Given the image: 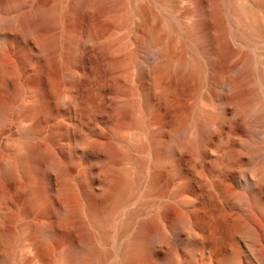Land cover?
Segmentation results:
<instances>
[{
	"label": "rangeland",
	"instance_id": "rangeland-1",
	"mask_svg": "<svg viewBox=\"0 0 264 264\" xmlns=\"http://www.w3.org/2000/svg\"><path fill=\"white\" fill-rule=\"evenodd\" d=\"M82 1L0 0V199L7 202L0 264H67L62 250L86 238L111 252L104 264H116L120 247L150 219L158 236L144 247L147 264H264V0H220L222 46L212 0ZM39 9H55L54 21L40 19ZM200 21L207 55L190 42ZM157 50L167 56L152 62ZM180 59L190 68L175 81ZM244 61L253 76L239 89H256L257 97L238 107L227 84ZM150 65L162 70L144 73ZM47 149L67 163L64 173L38 156L19 165ZM121 177L124 203L110 209L101 192ZM85 193L106 210L100 227ZM70 207L76 211L64 228L57 213ZM181 215L186 225L172 226ZM38 227L54 244L46 260L33 238ZM99 231L107 240L96 239Z\"/></svg>",
	"mask_w": 264,
	"mask_h": 264
},
{
	"label": "bare ground",
	"instance_id": "bare-ground-1",
	"mask_svg": "<svg viewBox=\"0 0 264 264\" xmlns=\"http://www.w3.org/2000/svg\"><path fill=\"white\" fill-rule=\"evenodd\" d=\"M82 1V0H81ZM102 0H83L81 2V6L89 5V4H99ZM212 6L213 10L209 14V16L216 21L215 28L219 32V38H218V45L222 46L225 44V32H224V25L222 20V7L220 4V0H212ZM196 14L201 17L205 13L203 12V9L200 7V5L195 10ZM37 14L40 19L47 23H52L55 19L56 10H44L39 9L37 11ZM11 22L6 19V21L3 23V27H10ZM206 23L205 22H197V24L194 27V30L190 36V42H192L196 47L197 50L203 54H208V42L206 41L205 37V29H206ZM46 45H42V50L46 49ZM167 56V52L163 50H157V51H150L149 52V59L153 61H162ZM190 63L185 59H180L176 63L175 70L173 71V76L175 81L178 80L182 76H186L189 72ZM148 70L144 71L147 73H150L152 75L157 74L162 70V66H153L150 65ZM219 72V71H218ZM238 72L237 78L234 81L229 82L227 84V87L232 89L235 93L236 98L239 100L238 107L242 106L241 103L244 100H250L252 98L257 97V90L251 89L248 92H245L244 90L239 89V83H243L244 85L249 83L251 80V77L253 76L252 71L246 61L241 62L238 69L236 70ZM6 70L2 62L0 61V74L2 77L5 76ZM218 74L215 70V67H213V78H217ZM52 87H55L53 83H51ZM155 85L157 88V97L160 99H165L167 95V91L165 88H162L160 86V83L158 81H155ZM262 118L258 119L261 120ZM177 128L175 130V140L179 141L182 138L183 135V128L186 123L185 118H179L177 119ZM198 128L205 132L207 130V127H205L202 124H198ZM34 133L33 128H29L26 131L27 135H32ZM150 143L153 148L157 147L159 144V138L156 136L151 137ZM56 154L51 149H47L44 152H37V151H30L25 156H22L19 159V165L23 168H27L31 161L34 159L35 156L40 157L44 162L51 165L56 171L65 172V169L67 167V163L63 161H57L56 160ZM70 186V185H69ZM151 186L154 188H158L159 186V180L158 177H153L151 181ZM126 183L124 179L121 177L119 181L115 184H108L105 186V188L102 190L100 199L101 202H105L109 204L110 209H114L120 205H122L123 202V194L126 190ZM85 197L88 202L89 211L94 215L95 224L100 227L101 223L105 222L106 220H109L108 217H104V214L106 210L102 208L101 203L97 201L94 197L88 195L85 193ZM7 208V202H4V199H0V212H4ZM7 210V209H6ZM76 209L74 207H70L64 210H60L57 213V220L59 225L62 227H68L70 217L73 213H75ZM140 211V209L135 210L134 212H131L128 215V220H133L136 216V214ZM156 223L155 219H150L145 222H142L136 232L134 233L133 237L123 246L120 247L118 250V256L119 261L116 264H147L148 258L144 255V247L147 243L152 242L157 236L158 231L157 229H153L152 227ZM174 227H184L186 225V219L184 215L179 216L176 218L172 224ZM152 228V229H151ZM124 232V230H122ZM121 232V233H123ZM120 233V234H121ZM107 233H104L102 231L98 232V235L96 239L100 241L107 240ZM33 238L37 239L39 243V255L43 257L45 260L48 258L49 254L54 248V244L52 242V238L47 230H43L40 227L36 228L33 234ZM111 252H100L95 244V241L93 238H86L80 245L72 246L68 245L62 250V260L63 262L67 264H85L87 262H92L93 264H104L106 258L110 256Z\"/></svg>",
	"mask_w": 264,
	"mask_h": 264
}]
</instances>
